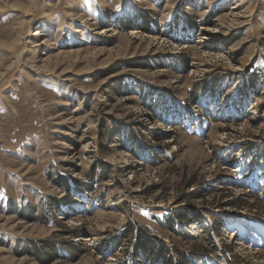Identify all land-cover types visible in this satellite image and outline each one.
I'll use <instances>...</instances> for the list:
<instances>
[{
  "label": "rangeland",
  "instance_id": "rangeland-1",
  "mask_svg": "<svg viewBox=\"0 0 264 264\" xmlns=\"http://www.w3.org/2000/svg\"><path fill=\"white\" fill-rule=\"evenodd\" d=\"M136 220L264 264V0H0V264L124 263Z\"/></svg>",
  "mask_w": 264,
  "mask_h": 264
},
{
  "label": "trees",
  "instance_id": "trees-1",
  "mask_svg": "<svg viewBox=\"0 0 264 264\" xmlns=\"http://www.w3.org/2000/svg\"><path fill=\"white\" fill-rule=\"evenodd\" d=\"M248 79L247 81L252 87L256 86V81L258 74L253 71L251 74L247 75ZM104 163H100V167L98 169L93 168L91 172V177L95 176V174H99L101 178L105 177L107 173L109 172V169L104 166ZM72 181V179L70 180ZM74 182H76L80 187H86L88 188L87 181H82L81 179H73ZM67 186V182H65ZM180 210V209H179ZM178 216H180V212L178 210L175 211ZM184 212V211H183ZM165 214V215H164ZM163 214L164 218L166 220L170 219V214L165 211ZM167 214V215H166ZM28 215V218H36V216ZM182 216V215H181ZM186 217V213L184 215ZM173 227V224L170 225V228ZM148 229L142 225L140 221H135L133 223L129 224V227L127 228L126 234L124 236H127L131 232H133L134 240L133 243L130 246V249H128L126 260L124 263H118V264H127L129 261H132L134 264H139V258L142 256L147 257L148 259H151L159 264H169L171 259L168 257V254L170 253L168 246L164 242L157 243L154 240V237L147 231ZM80 232L78 227H74L73 233L78 234ZM117 238V237H116ZM115 238V240H116ZM170 256V255H169ZM57 255H54L52 257L53 259L56 258Z\"/></svg>",
  "mask_w": 264,
  "mask_h": 264
},
{
  "label": "bare ground",
  "instance_id": "bare-ground-1",
  "mask_svg": "<svg viewBox=\"0 0 264 264\" xmlns=\"http://www.w3.org/2000/svg\"><path fill=\"white\" fill-rule=\"evenodd\" d=\"M36 33H38V31ZM217 53H219L221 55V52L218 51Z\"/></svg>",
  "mask_w": 264,
  "mask_h": 264
}]
</instances>
